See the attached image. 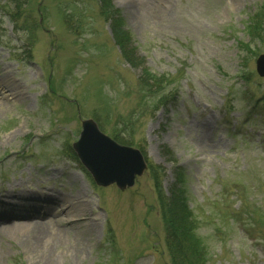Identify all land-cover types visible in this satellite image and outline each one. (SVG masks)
<instances>
[{"label":"rangeland","instance_id":"1","mask_svg":"<svg viewBox=\"0 0 264 264\" xmlns=\"http://www.w3.org/2000/svg\"><path fill=\"white\" fill-rule=\"evenodd\" d=\"M14 1L0 0V264H171L154 176L166 191L177 166L206 264H264V36L247 32L264 0H112L136 68L97 0ZM143 68L166 77V105L143 98ZM88 118L141 152L132 186L100 187L74 157Z\"/></svg>","mask_w":264,"mask_h":264},{"label":"trees","instance_id":"2","mask_svg":"<svg viewBox=\"0 0 264 264\" xmlns=\"http://www.w3.org/2000/svg\"><path fill=\"white\" fill-rule=\"evenodd\" d=\"M14 3L16 6H20L21 2L15 0ZM97 3L98 13L104 21L108 22L112 39L118 47L123 61L134 68L137 65L140 66L135 60L138 57L135 56L134 50L130 46V35L124 28L123 18L113 6L112 0H97ZM16 14V12L10 14L13 21H16ZM37 28H39V23L35 21L27 24L24 28L27 31L25 43L28 48L32 46L35 40L33 33ZM247 32L251 40L263 39L261 36H264V6L250 16ZM245 46L249 47L248 44ZM143 70V75H140L138 79L143 98H152L154 104L166 105L170 102L168 98L171 95L167 89L166 77L151 74L145 68ZM120 141L125 140L120 139ZM74 157L76 158L75 155ZM156 169L163 172L161 167L157 168L156 166ZM171 172L173 180L166 191L161 188V178H159L158 173L154 176L157 202L164 228V242L171 264H206L208 253L199 234V222L189 206L184 171L177 166L173 167Z\"/></svg>","mask_w":264,"mask_h":264},{"label":"water","instance_id":"3","mask_svg":"<svg viewBox=\"0 0 264 264\" xmlns=\"http://www.w3.org/2000/svg\"><path fill=\"white\" fill-rule=\"evenodd\" d=\"M256 71L264 77V53L256 59ZM72 148L99 186L115 184L124 190L147 168L138 149L118 144L103 134L92 119L81 121V131Z\"/></svg>","mask_w":264,"mask_h":264},{"label":"bare ground","instance_id":"4","mask_svg":"<svg viewBox=\"0 0 264 264\" xmlns=\"http://www.w3.org/2000/svg\"><path fill=\"white\" fill-rule=\"evenodd\" d=\"M16 89V87H14V85H11V84H9L8 85V88L6 89V90H4V89H2L1 91H2V93H8L9 95H13V94H15L16 93V91L17 90H15ZM67 210H68V212H67V217L68 218H71V217H73L75 214L73 213L74 212V210H72V205L70 206V205H68L67 207H65ZM15 215V214H14ZM16 216H19V217H21V215H16ZM38 223H35L34 225H33V228H32V231L31 232H33L34 234H35V237L33 238V244H36V242H37V237L39 238L40 236H41V231H43V228H41V226H38L37 225ZM56 234V233H55Z\"/></svg>","mask_w":264,"mask_h":264}]
</instances>
